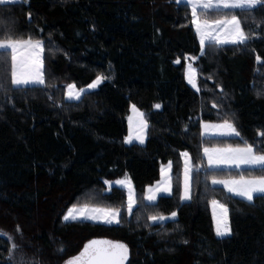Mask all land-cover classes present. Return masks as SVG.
Listing matches in <instances>:
<instances>
[{"label": "trees", "instance_id": "16d2710c", "mask_svg": "<svg viewBox=\"0 0 264 264\" xmlns=\"http://www.w3.org/2000/svg\"><path fill=\"white\" fill-rule=\"evenodd\" d=\"M233 13L252 38L208 42L200 51L184 2L0 1V22L13 20L14 36L43 41L45 73L44 84L11 85L10 58L0 60V264H64L92 238L127 244L125 264H264V194L249 202L211 183L213 176L264 171L207 168L203 155L204 147L245 141L264 151V5L208 10L205 18ZM189 56L196 57L199 91L184 77ZM98 75L108 79L79 100H66L67 83L81 87ZM132 103L148 121L144 145L124 143ZM225 119L240 137L201 135L203 121ZM182 151L193 165L191 199L183 202ZM169 161L171 193L147 203V185ZM124 174L134 185L131 214L125 189L106 185ZM213 199L228 207L229 236L215 235ZM85 203L119 208L120 223L61 219L68 206ZM173 212L172 219H149ZM13 242L18 248L8 261Z\"/></svg>", "mask_w": 264, "mask_h": 264}, {"label": "snow or ice", "instance_id": "6c2138e0", "mask_svg": "<svg viewBox=\"0 0 264 264\" xmlns=\"http://www.w3.org/2000/svg\"><path fill=\"white\" fill-rule=\"evenodd\" d=\"M8 2V0H2ZM12 2L23 3L25 0H12ZM179 4L182 0H176ZM187 5H190L191 22L195 25V30L199 35V42L201 50L205 49L207 42L243 44L252 37L244 30L242 20L235 13L231 15H223L218 19L210 20L205 18L208 10H215L220 12L223 9H240L245 11H253L258 6L264 5V0H183ZM31 14H29V17ZM15 31V22L8 20L0 22V34L6 33L3 38H0V60L8 63L10 58V84L11 85H27L30 83L44 84V62L42 53L44 52V43L42 40L33 39L31 36L27 38L16 37L13 35ZM195 60L196 57H191ZM257 60L260 57L257 56ZM179 63V60L176 61ZM196 69L191 64L188 66L187 77L189 83L195 86ZM108 77L98 75L96 80L88 85V88H95L103 80ZM0 87H4L0 84ZM74 85H69L68 97L80 99V94L84 89L73 92ZM260 94V93H258ZM160 104H156L155 108L159 109ZM132 110L138 118L137 133L135 139L139 140L141 144L144 143L146 136V129L148 128V121L145 119V114L140 112L135 105H132ZM129 121L133 120L130 116ZM204 133L217 132L222 135H235L240 137L241 134L237 130L235 124L225 119L222 123L214 124L205 122L203 124ZM261 135H264L262 133ZM133 136L130 134L126 137V142L131 143ZM207 157L208 164L211 166H236L239 168L241 165H248L258 167L264 171V151L257 150L253 144L245 141L243 146L237 145L235 147L229 145L225 148H208L203 149ZM185 157L183 167V194L182 200L191 199V172L193 165L188 152L181 153ZM172 162L169 161L167 168L161 167L162 180L157 182L155 188L149 187L147 199L154 201L158 193H170L172 191V176L170 170ZM213 184H223L230 193H235L238 196L245 198L249 202L254 201L255 194H264V175L245 177L241 175L239 178L218 179L216 176L212 178ZM107 183V182H106ZM117 184L127 185L128 187V212L132 213L133 206L136 203L134 192L131 185L130 178H125L116 181ZM214 210V217L216 222V234L224 236L231 232L228 220V207L221 204L219 201L213 199L211 201ZM219 207L220 211L217 214L216 208ZM120 209L112 207L91 206L87 203L83 205L74 204L68 209L67 214L63 219L68 220H92L102 221L106 224H112L114 221L120 223L119 220ZM177 215L176 212L171 213L172 217ZM149 219L163 220L165 217L150 216ZM3 235V233H0ZM8 239H12L8 237ZM187 243V241H185ZM18 246L13 242L8 250V261L14 260V254ZM59 251L63 252L64 249L60 248ZM129 259L128 245L120 241H112L108 239H92L89 240L83 247V250L78 255L71 257L66 261V264H125Z\"/></svg>", "mask_w": 264, "mask_h": 264}, {"label": "rangeland", "instance_id": "374dc122", "mask_svg": "<svg viewBox=\"0 0 264 264\" xmlns=\"http://www.w3.org/2000/svg\"><path fill=\"white\" fill-rule=\"evenodd\" d=\"M8 1H12V0H8ZM182 2H183V0H182ZM11 3V2H10ZM185 3V2H184ZM190 6V5H189ZM193 25V29L195 30V25L194 24H192ZM195 32H196V30H195ZM196 36H197V41H198V43H199V47H200V51H202L201 50V46H200V42H199V35L197 34V32H196ZM208 43V42H207ZM223 44H233V43H231V42H228V43H219L218 45H223ZM196 60V59H195ZM195 60H192L191 59V57L189 56V57H186L185 58V73H184V77L186 78V83L189 85V86H191V88H193L195 91H199V88H198V85H197V79H196V76H195V86L192 84V83H189V80H188V77H187V73H188V66H189V64H191L192 65V67L193 68H195L196 69V67H195V65H194V62H195ZM258 61V60H257ZM256 61V62H257ZM257 63H259V61L257 62ZM196 75V74H195ZM97 77V76H96ZM94 80H96V78L95 79H93L90 83H88V84H85L84 86H81V87H77L74 83H67L66 85H65V98H66V100H69V101H73V100H79V99H76L75 97H73V98H69L68 97V91H69V88H68V86L69 85H74V87H73V89H72V91L73 92H77V91H79L80 89H84V91L80 94V98L86 93V92H88V91H94V90H96V88H98L103 82H104V80L100 83V84H98L97 85V87H95V88H88V85L89 84H91ZM27 85H38V84H36V83H30V84H27ZM16 86V85H15ZM20 86H26V85H20ZM156 104H160L159 102H156L155 103V105ZM132 105H135L134 103H132V104H130L129 105V107H128V110H127V112H126V117H125V121H126V126H127V132H126V134H125V136H124V143L125 144H133V143H138V144H140V145H144L145 144V141H146V139H147V137L145 136V140H144V143L143 144H141L140 142H139V140H137V139H135V136H136V133H137V124H138V118L135 116V114L133 113V110H132ZM155 105H154V108H155ZM161 105V104H160ZM136 106V108L137 109H139L138 107H137V105H135ZM161 108V107H160ZM159 108V109H160ZM156 109V108H155ZM140 110V109H139ZM140 112H142L141 110H140ZM130 116H132L133 117V120L130 122L129 121V117ZM146 119V118H145ZM205 122L203 121L202 122V125H201V135H203V136H210V137H216V136H221V137H224V136H227V135H222V134H219V133H217V132H209V133H204V131H203V124H204ZM214 124H219V123H214ZM146 131H147V129H146ZM132 135L133 136V140H132V142L131 143H128V142H126V137H128L129 135ZM230 136H232V135H230ZM217 148H225V147H223V146H216ZM209 148H211V147H209ZM214 148V147H213ZM183 152H185V151H182V153ZM204 152V151H203ZM203 155H204V153H203ZM182 156V155H181ZM204 158H206V167L207 168H213V169H217V168H220V167H222V168H237V167H232V166H227V165H220V166H211V165H209L208 164V160H207V157L204 155ZM182 159L185 161V157H183L182 156ZM168 163L169 162H167V163H163V164H161L160 165V168H159V172H160V175H159V179L158 180H156V181H154L153 183H151V184H149V185H147V188H146V190H145V193H144V199H145V201L148 203H153V202H155L158 198H159V196H168L170 193H158L157 194V198H156V200H154V201H149L148 199H147V196H148V189H149V187L151 186V187H153V188H155L156 187V185H157V182L158 181H160V180H162V175H161V167L162 166H164L165 168H167V165H168ZM183 167H184V164H183ZM241 167H251L252 168V166H248V165H241L239 168H237V169H240ZM183 171V170H182ZM170 175H171V171H170ZM125 178H130V181H131V185H132V180H131V177H130V175L129 174H124L122 177H119V178H116V179H112L111 181H106L107 183H106V185L108 186V189L112 186V185H116V186H119V187H121V188H123V189H125V191H126V197H127V201H126V207H127V204H128V187H127V185H120V184H117L116 183V181H118V180H121V179H125ZM229 178H237V177H229ZM218 179H228V178H218ZM182 190H181V196H182V194H183V176H182ZM211 183H212V179H211ZM212 185H216V184H213L212 183ZM219 185H222L223 186V188L225 189V191L226 192H228V193H230L229 191H228V189L223 185V184H219ZM216 186H218V184L216 185ZM132 188H133V192H134V185H132ZM259 194V193H258ZM232 195H234V196H236V197H239V198H243V197H241V196H238V195H236L235 193H232ZM255 195H257V194H255ZM134 198H135V196H134ZM243 199H245V198H243ZM246 200V199H245ZM181 201L183 202V201H189V200H182L181 199ZM135 205V204H134ZM73 205H71V206H68L67 208H66V210H65V212L63 213V215H62V217H61V219L64 221V222H67V221H65L64 219H63V217H64V215L65 214H67V212H68V209L69 208H71ZM92 206V205H91ZM102 207V206H101ZM134 207V206H133ZM209 207H210V214H211V216H212V220H213V228H214V232H215V235H216V237H218V238H220V237H224V236H229L230 234H231V232L230 233H228V234H226V235H224V236H218L217 234H216V222H215V217H214V210H213V205H212V203H211V201L209 202ZM219 211H220V209H219V207L217 206V208H216V212H217V214L219 213ZM160 215H163V214H160ZM159 215V216H160ZM164 217H165V219H163V220H156V221H153L152 220V222H161V221H165V220H168V219H172L173 217L171 216V214L170 215H163ZM79 220H83V219H79ZM228 220H229V216H228ZM68 221H78V220H68ZM83 221H88V222H95V223H100V224H102V223H104V222H102V221H92V220H83ZM114 223H116L115 221L112 223V224H109V225H113ZM104 224H106V223H104ZM231 228V227H230ZM92 239H100V238H92ZM91 239V240H92ZM87 243V242H86ZM85 243V244H86ZM78 255V254H77ZM64 264H66V263H64Z\"/></svg>", "mask_w": 264, "mask_h": 264}, {"label": "crops", "instance_id": "0c3cea01", "mask_svg": "<svg viewBox=\"0 0 264 264\" xmlns=\"http://www.w3.org/2000/svg\"><path fill=\"white\" fill-rule=\"evenodd\" d=\"M2 2V0H0ZM8 2H12V1H8ZM230 136V135H228ZM232 136H235V135H232ZM204 153V152H203ZM205 155V154H204ZM232 167H236V166H232ZM217 185V184H216ZM219 185V184H218ZM222 186V185H221Z\"/></svg>", "mask_w": 264, "mask_h": 264}, {"label": "water", "instance_id": "95a60500", "mask_svg": "<svg viewBox=\"0 0 264 264\" xmlns=\"http://www.w3.org/2000/svg\"><path fill=\"white\" fill-rule=\"evenodd\" d=\"M258 62V61H257Z\"/></svg>", "mask_w": 264, "mask_h": 264}]
</instances>
